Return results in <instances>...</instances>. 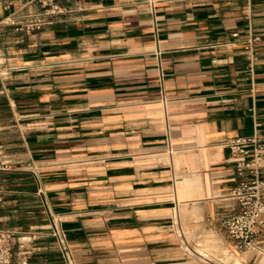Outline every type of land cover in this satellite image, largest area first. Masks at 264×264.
<instances>
[{"label":"crops","instance_id":"1","mask_svg":"<svg viewBox=\"0 0 264 264\" xmlns=\"http://www.w3.org/2000/svg\"><path fill=\"white\" fill-rule=\"evenodd\" d=\"M9 1L0 22L41 11ZM151 1L60 0L69 13L41 31L5 26L0 218L14 264H264V232L234 253L222 226L239 212L227 143L264 138V0Z\"/></svg>","mask_w":264,"mask_h":264},{"label":"built area","instance_id":"2","mask_svg":"<svg viewBox=\"0 0 264 264\" xmlns=\"http://www.w3.org/2000/svg\"><path fill=\"white\" fill-rule=\"evenodd\" d=\"M21 1V0H19ZM15 0L5 4V9L10 11ZM30 3L37 4L41 11L31 15L18 16L14 12L4 21L0 22V43L4 35V28L7 25L15 27L17 31L31 35L41 31L54 23L60 16L69 13V8L62 5L60 0H22L21 10ZM155 1H151L154 6ZM238 34L233 35L238 38ZM259 38H250L249 51L251 54V72L259 60L256 44ZM227 147L230 150L235 163L236 176L240 179L233 197L239 205V212L222 223L227 234L232 252L245 253L258 250V237L264 232V138L254 136L252 138H238L228 141ZM2 149L0 148V171H6L8 163L2 160ZM3 201L0 192V205ZM53 236L60 245L62 251L67 250L66 236L63 231L54 226ZM16 235L14 232L3 227L0 218V264H14V248ZM22 264H27L23 262Z\"/></svg>","mask_w":264,"mask_h":264},{"label":"rangeland","instance_id":"3","mask_svg":"<svg viewBox=\"0 0 264 264\" xmlns=\"http://www.w3.org/2000/svg\"><path fill=\"white\" fill-rule=\"evenodd\" d=\"M217 250H218L219 252L224 253V254L221 255V256H224V255H228V257L231 256V253H230L229 251H227V250H223V251H222V250L216 249V251H217ZM199 251H207V252H208V250H206V249H205V250H200V249H199ZM209 253H211L212 255H216V253L214 254V253L211 252V251H209ZM218 254H219V253H218ZM218 254H217L216 256H219Z\"/></svg>","mask_w":264,"mask_h":264}]
</instances>
